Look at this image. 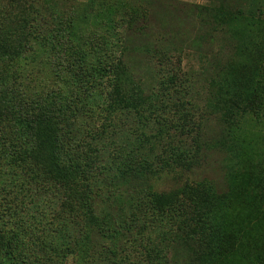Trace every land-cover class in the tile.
I'll use <instances>...</instances> for the list:
<instances>
[{"label": "trees", "instance_id": "obj_1", "mask_svg": "<svg viewBox=\"0 0 264 264\" xmlns=\"http://www.w3.org/2000/svg\"><path fill=\"white\" fill-rule=\"evenodd\" d=\"M56 1L0 0V264H264V30L243 41L247 58L224 27H264V0L192 9L230 51L208 81L223 83L212 144L163 128L188 90L182 45L150 53L142 42L153 3ZM139 54L147 87L132 67ZM26 75L38 89L20 90ZM130 120L140 133L127 149L114 139ZM211 145L219 181L155 187L177 167H203Z\"/></svg>", "mask_w": 264, "mask_h": 264}, {"label": "rangeland", "instance_id": "obj_2", "mask_svg": "<svg viewBox=\"0 0 264 264\" xmlns=\"http://www.w3.org/2000/svg\"><path fill=\"white\" fill-rule=\"evenodd\" d=\"M142 1V0H139ZM153 3L152 13L150 17V28L149 35L147 39L143 38L142 42L148 46V52L152 53L154 47L167 49L172 45H182L183 50V60L182 66L187 81L185 82V92L183 98L185 103H182V107L175 108L169 115V119L166 126L163 127L171 136L176 140H184L186 143H192L194 141L193 136L197 135L201 138V144L209 143L212 144L214 140L219 135V114L218 110L222 109V103L218 104V99L221 95L220 88L223 85L220 80H212L210 85L211 77L215 76V70L218 68L216 63L220 62V66L225 62L229 52L227 48L223 49V44L225 43L224 36L219 34V32L212 31V27L209 25H198L196 20V13L192 10L195 4H208L209 0H144ZM63 0H57L56 3L60 4ZM154 3H159L157 7ZM198 19V18H197ZM226 31L234 37L239 45L235 46L239 56L250 58L251 55L248 53L246 46L248 44L243 43V41L249 40L253 41L259 39L262 35L264 27L255 28L246 32H239L240 29L234 27L232 31L228 30V25H224ZM237 30V32H235ZM225 32V31H224ZM228 35V34H227ZM140 58L132 63V67L138 79H140L144 86H148L150 82L151 68L149 67L148 57L139 54ZM150 57V56H149ZM20 61V58H16L15 61ZM207 67L209 69H207ZM21 71V69L19 67ZM27 73V72H26ZM41 75V74H40ZM151 78V79H150ZM20 90L25 93L32 92L39 88V79L34 78L33 75L29 77L28 75L19 79ZM210 87L213 90L210 91ZM181 99L179 97H176ZM217 104V105H215ZM215 105V106H214ZM217 111V112H216ZM181 115H186L187 122L184 124L181 119ZM160 122H155L154 130L152 133H156L155 130L158 129ZM0 130H3L0 128ZM149 130V129H147ZM164 130V132H165ZM150 132V131H148ZM140 133L137 124L130 120L128 124L125 125V129L121 132V135L114 139V143L124 144L125 147L127 140L130 141V148L133 142V138ZM157 134V133H156ZM160 134V133H159ZM159 136V135H158ZM157 140L155 138H152ZM174 139L170 141L174 143ZM110 141V139H108ZM198 141V140H197ZM153 142V140L151 141ZM156 144V141H154ZM210 151L208 156L204 159L205 162L203 167L198 168L195 171H190L186 169H180L177 167V171H170L168 173L161 174L155 182V187L162 190H170L176 188L183 184L186 180H202L204 176L212 178L216 181L221 179L218 176L219 163L221 162L222 153L219 149L214 148V146L209 148ZM3 176H0V185L3 184ZM4 178V177H3ZM30 196L26 199L28 201ZM31 201H28L30 203ZM33 205V204H32ZM34 207V205H33ZM234 217V223L238 227H242L246 220V216L243 214H232ZM67 264H73L72 259H69Z\"/></svg>", "mask_w": 264, "mask_h": 264}]
</instances>
